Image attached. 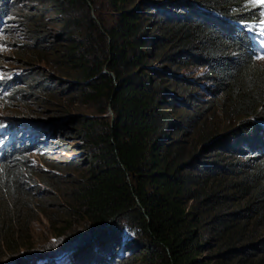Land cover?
I'll return each mask as SVG.
<instances>
[{
    "label": "trees",
    "instance_id": "1",
    "mask_svg": "<svg viewBox=\"0 0 264 264\" xmlns=\"http://www.w3.org/2000/svg\"><path fill=\"white\" fill-rule=\"evenodd\" d=\"M49 1L0 0V24L20 16L12 36L27 43L18 60L41 63L52 54L75 102L94 110L75 121L91 159L71 179L37 172L24 157L32 151L25 141L15 147L25 133L21 121L1 119L13 143H0V264H60L56 258L69 252L61 264H264L263 7L251 0H80L84 37L64 30L68 45L59 50L49 47ZM178 65L209 70L226 127L205 119L213 101L178 113L172 86L179 76L162 68ZM27 78L30 91L14 88L24 76L10 81L12 99L20 94L46 106L37 90L54 89V77L38 70ZM32 116L20 118L37 128L43 118ZM64 124H53L50 137ZM49 194L61 216L53 233L68 240L66 249H55L62 241L50 250L29 245L40 214L59 219L39 203Z\"/></svg>",
    "mask_w": 264,
    "mask_h": 264
},
{
    "label": "rangeland",
    "instance_id": "2",
    "mask_svg": "<svg viewBox=\"0 0 264 264\" xmlns=\"http://www.w3.org/2000/svg\"><path fill=\"white\" fill-rule=\"evenodd\" d=\"M65 1L66 2L63 0H50L43 8L46 14L45 20L48 25L47 29H49L50 34L49 47L52 49L59 48V50H61L60 47L68 45V40L62 35L64 30L70 32L72 35L71 39L74 40H82L85 34L86 10L82 1ZM258 6L263 7V11L261 12L263 13V17L258 24L264 29V6ZM95 15L96 13L94 12V16ZM20 20H22L20 16H15V18L12 19L8 18L5 25L0 24V123L1 119L5 121L11 120L10 122H17V120L21 121V125L19 126H22L21 130H25V133L20 141L15 142V147L22 150L21 144L25 141L26 146L32 151H26L25 155H23L27 159L33 161L32 166L37 172L43 171L49 174L56 173L59 176H63L65 180L79 177L88 167L91 154L85 148L84 142L75 132V121L76 118L81 115H92L94 110L75 102L76 99H78L75 91L67 90L69 86L68 82L71 81V79L50 64V60L53 58L52 54L48 55L49 58L47 61H49V63H47V61L41 63L32 61L31 64H26L18 60L21 59L18 55H20L19 51L22 49V43H27L25 39L12 36V30L20 29ZM8 29L11 30L9 31ZM18 32L22 35L21 31ZM260 57H264V55L262 54ZM37 61L40 62L41 60L37 57ZM162 68H168L179 76L175 78L176 84L172 86L176 96L181 99L179 107L182 105L183 109L181 108V110H178V113H184L185 110L188 111L189 109L192 111L208 109L210 105L205 102L209 100L215 103L210 107L209 113L205 117L207 122H210L211 125L215 123L217 128L219 127L220 129L228 125L225 118L222 117L218 111L219 109L216 104L220 97L218 94L212 92L213 82L210 79L209 70L207 68L200 66L182 68L181 65ZM38 70L39 73L45 77L49 75L54 77V81L51 83L54 89L52 88L48 90V92L37 90V94L47 99L46 106H38L34 98L27 100L22 98V96L19 97L20 94L12 99L13 94L11 85H8L10 81L16 78L22 79L24 76L27 82L23 84V82L17 81L14 88L30 91L29 81L32 80L27 77L29 74H33ZM168 75L167 73L164 74V78H170V75ZM58 84H61V86H57ZM31 113L35 114L34 117L32 116L33 118H43V121L35 122L38 124L37 128L33 127L34 122L20 118L22 115L27 117ZM46 119L55 121L49 122V120ZM58 122L66 123L64 124V130H59L52 138L50 137L51 135L48 129L51 130L50 127L54 126L53 124L55 123L58 124ZM65 126L67 127L66 129ZM199 126L200 124L198 127L192 129L191 133H193V135L196 134V130ZM2 129H4L3 126H0V143L4 145L9 143L11 145L13 140L7 135L8 132ZM29 130L34 131V134ZM41 185L42 191H47V186L45 184ZM40 197L39 203L50 205L49 212L46 211L48 215L58 214V210L53 206L54 196H50L49 194V198L46 195ZM60 219L61 216L59 215V219L51 223L50 219L40 214L38 221L33 224V239L29 245L36 249L46 248L50 250L51 246L62 241L61 245L54 246L55 249L63 246L64 249L70 247L68 245L70 244L68 240L64 238L61 240V238H57L53 233V224L60 221ZM76 229L77 232H81V229L77 227ZM126 234L130 233L127 232ZM70 253L71 252L56 258L57 261L56 259L46 260L43 258L40 259V263L56 261L61 264L65 262L64 258H68Z\"/></svg>",
    "mask_w": 264,
    "mask_h": 264
},
{
    "label": "snow or ice",
    "instance_id": "3",
    "mask_svg": "<svg viewBox=\"0 0 264 264\" xmlns=\"http://www.w3.org/2000/svg\"><path fill=\"white\" fill-rule=\"evenodd\" d=\"M253 4L264 6V0H251ZM261 36H264V32L260 33ZM259 59H264V57H259Z\"/></svg>",
    "mask_w": 264,
    "mask_h": 264
},
{
    "label": "water",
    "instance_id": "4",
    "mask_svg": "<svg viewBox=\"0 0 264 264\" xmlns=\"http://www.w3.org/2000/svg\"><path fill=\"white\" fill-rule=\"evenodd\" d=\"M107 73H108V72H107ZM109 110H110L111 115L113 116V112H112L111 108H109Z\"/></svg>",
    "mask_w": 264,
    "mask_h": 264
}]
</instances>
